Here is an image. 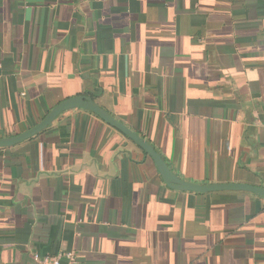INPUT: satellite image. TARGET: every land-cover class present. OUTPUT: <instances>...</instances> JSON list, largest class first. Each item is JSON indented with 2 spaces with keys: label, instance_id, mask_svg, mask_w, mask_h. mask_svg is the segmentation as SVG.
Instances as JSON below:
<instances>
[{
  "label": "crops",
  "instance_id": "1",
  "mask_svg": "<svg viewBox=\"0 0 264 264\" xmlns=\"http://www.w3.org/2000/svg\"><path fill=\"white\" fill-rule=\"evenodd\" d=\"M92 97L182 180L264 188V0H0V138ZM264 264V200L170 189L82 109L0 148V264Z\"/></svg>",
  "mask_w": 264,
  "mask_h": 264
},
{
  "label": "water",
  "instance_id": "2",
  "mask_svg": "<svg viewBox=\"0 0 264 264\" xmlns=\"http://www.w3.org/2000/svg\"><path fill=\"white\" fill-rule=\"evenodd\" d=\"M75 109H82L95 114L103 122L121 132L129 140L140 147L147 156L155 163L163 182L170 188L181 192L198 194L220 193V192H246L254 194L264 200V188L249 184L225 183V184H196L179 178L168 166L167 162L156 150V148L142 138L135 131L131 130L124 123L117 120L108 111L101 107L95 100L86 95L76 96L61 102L35 127L12 137L0 138V148H10L22 144L35 136L41 134L54 124V122L65 112Z\"/></svg>",
  "mask_w": 264,
  "mask_h": 264
},
{
  "label": "built area",
  "instance_id": "3",
  "mask_svg": "<svg viewBox=\"0 0 264 264\" xmlns=\"http://www.w3.org/2000/svg\"><path fill=\"white\" fill-rule=\"evenodd\" d=\"M35 264H81V260L74 251L59 252L56 255L34 254Z\"/></svg>",
  "mask_w": 264,
  "mask_h": 264
}]
</instances>
